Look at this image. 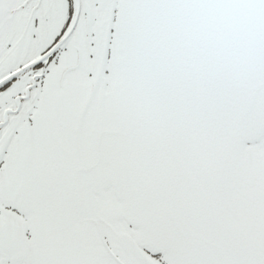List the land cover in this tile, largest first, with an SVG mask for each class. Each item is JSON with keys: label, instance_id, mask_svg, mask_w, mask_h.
Here are the masks:
<instances>
[{"label": "snow or ice", "instance_id": "1", "mask_svg": "<svg viewBox=\"0 0 264 264\" xmlns=\"http://www.w3.org/2000/svg\"><path fill=\"white\" fill-rule=\"evenodd\" d=\"M0 264H264V0H0Z\"/></svg>", "mask_w": 264, "mask_h": 264}]
</instances>
